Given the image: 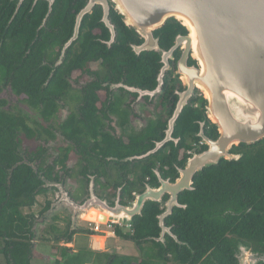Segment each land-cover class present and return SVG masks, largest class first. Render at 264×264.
Wrapping results in <instances>:
<instances>
[{
	"label": "flooded vegetation",
	"instance_id": "af4514ba",
	"mask_svg": "<svg viewBox=\"0 0 264 264\" xmlns=\"http://www.w3.org/2000/svg\"><path fill=\"white\" fill-rule=\"evenodd\" d=\"M98 8L102 18V10ZM111 11L117 13L109 4L108 21L113 27L114 36L111 38L109 29L100 18L99 22L108 33L106 39L99 40L100 43L107 50L115 45L128 48L136 58L155 53L160 67L154 84L141 81L121 57H117L113 63L99 60L89 64L84 72L73 71L71 77L66 79L69 86L66 92L56 96L40 91V99L52 100L53 104L47 105L55 110L52 109L51 118H46L44 111L48 107L44 101L40 100L37 108H33L12 94L8 85L0 83V96L2 93L5 96L0 97V111L7 115L22 114L27 117L26 125L33 133L31 137L16 129L8 144H0V264H84L83 259L89 264H95V261L109 264L114 258L131 259L116 249L98 253L82 246L76 248L74 238L89 231L87 226H82L87 225L88 218L84 214L115 205H129L146 187L158 188L160 179L174 183L187 160L194 154L202 153L198 145L183 159L185 140L182 133L177 132L176 123L170 140L153 152L165 138L168 122L180 94L185 91L184 83L176 74L182 49L177 48L168 59V69L157 89V78L162 67L159 54L137 51L142 41L136 34V37L122 43L118 35L119 27L110 17ZM121 20L124 24L122 17ZM162 28L156 30L153 36L165 52L171 49L177 36L187 34L183 27L184 32L174 35L170 45H164L160 33ZM62 46L51 57L43 55L38 67L50 70L56 66ZM193 65V60L189 58L187 66ZM200 99H203L202 94L194 90L181 113L193 101ZM29 112L36 117L30 116ZM70 121L72 125L66 127V132L62 131L61 128ZM208 121L204 114L199 122L203 134ZM201 142L204 146V142ZM52 152L56 155L48 160ZM18 177L25 189L16 194L10 193V182L12 178L18 181ZM234 183H237L236 180ZM191 187L190 191L195 190L193 181ZM234 189L238 187L232 186L234 209L229 212L230 233L225 234L234 243L231 247L234 264H264V185H260L256 191L245 192L244 196H240L243 192L238 193ZM183 192L178 194L180 207H173V210L187 208L186 203L179 201V195ZM128 197L132 198L129 202ZM168 198L169 195L165 194L161 202H152L159 204L161 209L156 216L159 234L155 241L161 233L158 217ZM76 207L81 209L77 210ZM98 216L97 213L95 217ZM167 218L164 219V226L169 232L164 233L158 243L164 245L168 238L180 248H189L187 242L179 241L172 232L174 225L167 223ZM132 243L141 257L140 248ZM208 254L196 264L205 263ZM210 260L216 264L215 260Z\"/></svg>",
	"mask_w": 264,
	"mask_h": 264
},
{
	"label": "trees",
	"instance_id": "16d2710c",
	"mask_svg": "<svg viewBox=\"0 0 264 264\" xmlns=\"http://www.w3.org/2000/svg\"><path fill=\"white\" fill-rule=\"evenodd\" d=\"M17 1L0 0V83L8 85L12 94L21 98L22 102L37 108L41 92L58 96L68 90L66 79L71 77L73 71L84 72L89 64L99 60L113 63L117 57L123 58L141 81L154 84L160 67L158 56L155 53H147L136 58L128 48L120 45L107 50L99 41L106 39L108 33L99 22L101 11L98 7L83 18L79 37L66 51V59L50 70L38 67L43 55L46 54V58L51 57L53 52L57 53L60 46L70 39L75 17L85 6L86 0H55L52 12L42 29L39 27L47 14L48 4L38 1L33 7V0H24L12 19ZM110 17L119 27L118 35L122 43L136 37L133 30L122 23L121 16L115 11H111ZM160 31L164 39L163 44L170 45L174 35L185 30L178 22L169 20ZM41 101L48 107L44 111L45 117L51 118L55 110L47 103L53 104L52 100L46 98ZM205 106L203 99L193 101L183 110L176 122L177 132L182 133L181 136L185 140L183 159L186 158V153L192 152L198 145L201 146L202 152L207 149L205 145H201L198 137H194L199 132V122L204 118ZM26 120L27 117L22 114L7 115L0 111V144H8L16 129L32 137L33 133L27 127ZM70 125L72 121L67 122L61 130L66 132V127ZM204 134L212 140L218 136L216 127L209 121L204 127ZM230 153L241 157L238 161L221 160L217 166L205 168L197 173L193 179L195 190L179 195V201L186 203L187 208H175L166 219L167 223L174 225L172 232L178 240L187 242L189 248H180L166 237L164 245L155 241L154 238L159 234L156 216L161 209L159 204L148 202L141 215L131 221L132 236L117 232L122 239L134 242L140 248L142 257L137 263L121 257L112 259L109 264H196L208 253L209 258L203 264H215L210 258L215 260L216 264H234L231 251L234 243L225 236L230 233L229 212L234 209L231 199L232 186L236 185L238 189L233 191L243 192L240 196H244L245 192L256 191V188L264 185V140L254 145L240 144L233 147ZM234 180L237 183H234ZM22 185L20 177L18 181L12 178L10 193L24 191ZM131 200L132 198L128 197V202Z\"/></svg>",
	"mask_w": 264,
	"mask_h": 264
},
{
	"label": "water",
	"instance_id": "95a60500",
	"mask_svg": "<svg viewBox=\"0 0 264 264\" xmlns=\"http://www.w3.org/2000/svg\"><path fill=\"white\" fill-rule=\"evenodd\" d=\"M23 1H17L12 19ZM38 1L48 4L47 14L39 27L42 29L55 0H33V7ZM109 4L122 17L125 26L142 41L137 51L159 54L162 67L157 78V89L168 69V59L177 48L182 49L176 74L184 83L185 91L180 94L168 122L165 138L153 152L170 140L176 120L194 90L202 94L206 102V119L218 131L217 138L212 140L204 136L200 125L197 137L207 149L187 160L174 183L160 179L158 188L146 187L131 205L97 210L103 214L98 218L100 221L104 220V214H115L124 223L131 222L141 215L146 203L161 202L165 194L169 195L158 217L161 229L160 237L156 240L158 242L164 233L169 232L164 226V219L172 214L173 207H180L178 194L192 190L193 177L197 173L217 166L221 160L238 161L241 156L230 153L234 146L254 145L264 140V0H87L75 17L72 35L63 45L56 66L63 62L66 51L77 41L83 18L91 14L96 6L101 8V21L113 38V27L108 21ZM170 19L180 23L187 34L177 36L171 49L165 52L153 35ZM189 58L194 62L191 67L187 66Z\"/></svg>",
	"mask_w": 264,
	"mask_h": 264
},
{
	"label": "built area",
	"instance_id": "2783aa9c",
	"mask_svg": "<svg viewBox=\"0 0 264 264\" xmlns=\"http://www.w3.org/2000/svg\"><path fill=\"white\" fill-rule=\"evenodd\" d=\"M99 215L102 214L99 213ZM86 223H87L86 226L89 229V231L97 235H108V236L122 238V236L117 235V232H120L124 236L133 234L131 222L124 223L121 220V218H119L115 214L111 216L104 215L103 221L97 219V221H86Z\"/></svg>",
	"mask_w": 264,
	"mask_h": 264
},
{
	"label": "crops",
	"instance_id": "0c3cea01",
	"mask_svg": "<svg viewBox=\"0 0 264 264\" xmlns=\"http://www.w3.org/2000/svg\"><path fill=\"white\" fill-rule=\"evenodd\" d=\"M80 234H82V233H80ZM79 234V235H80ZM82 235H84V236H86V240H84V242L86 243V244H82V245H78V244H76V241H77V236L74 238V242H75V244L77 245V247L76 248H78V246L79 247H83V248H88V249H90V250H93V251H97L98 253L99 252H105V251H107V250H111V249H116L117 251H119L120 252V254H122L123 256L125 255V256H130V255H126L125 253H122L121 251V249H123L122 247H120V246H116V245H113V244H109L108 242H107V240L108 239H116L115 237H113V236H108V235H97V234H93L92 232H89V231H87L86 232V234H82ZM119 239H120V237H118ZM122 239V238H121ZM100 241H102V244H101V242ZM102 245V246H101ZM100 263H102V262H100ZM97 264H99V263H97Z\"/></svg>",
	"mask_w": 264,
	"mask_h": 264
},
{
	"label": "rangeland",
	"instance_id": "374dc122",
	"mask_svg": "<svg viewBox=\"0 0 264 264\" xmlns=\"http://www.w3.org/2000/svg\"><path fill=\"white\" fill-rule=\"evenodd\" d=\"M0 97H4L5 98L4 93H2V95ZM29 115L33 116V114L30 113V112H29ZM33 117H36V116L34 115ZM54 154L56 155L55 152H52V154L47 157L48 160H50L52 158L51 156H53ZM82 226L86 227V224H82ZM76 238H77L76 244H78V245L86 244L84 242V240L87 239L86 236L80 234ZM115 238L116 239H108L107 242L109 244H113V245L122 247L123 249H121L122 250L121 252L125 253L126 255L127 254L130 255L131 261H133L134 263H137L142 256L141 257L139 256V254L137 253L136 247L133 245V243L125 240L124 238L123 239H121V238L119 239L118 237H115ZM100 242L102 244V241H100ZM77 262L78 261H75L74 263H77ZM82 262L84 264H89V263H87L86 259H83ZM100 262H102V261H100ZM97 263H99V262L95 261V264H97Z\"/></svg>",
	"mask_w": 264,
	"mask_h": 264
},
{
	"label": "bare ground",
	"instance_id": "6f19581e",
	"mask_svg": "<svg viewBox=\"0 0 264 264\" xmlns=\"http://www.w3.org/2000/svg\"><path fill=\"white\" fill-rule=\"evenodd\" d=\"M97 213L99 214L98 211H94V212L92 211L91 213H85L84 216L88 218L87 221H97V219L100 217V215H99L98 217H95V215H96ZM91 215H92V216H91ZM104 215L107 216V214H104ZM84 216H83V217H84ZM90 219H91V220H90Z\"/></svg>",
	"mask_w": 264,
	"mask_h": 264
},
{
	"label": "clouds",
	"instance_id": "9594fccd",
	"mask_svg": "<svg viewBox=\"0 0 264 264\" xmlns=\"http://www.w3.org/2000/svg\"><path fill=\"white\" fill-rule=\"evenodd\" d=\"M101 214V213H100ZM103 215V214H102Z\"/></svg>",
	"mask_w": 264,
	"mask_h": 264
}]
</instances>
